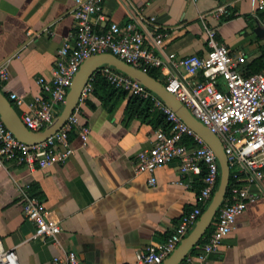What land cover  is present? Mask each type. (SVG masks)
<instances>
[{
    "label": "crops",
    "instance_id": "0c3cea01",
    "mask_svg": "<svg viewBox=\"0 0 264 264\" xmlns=\"http://www.w3.org/2000/svg\"><path fill=\"white\" fill-rule=\"evenodd\" d=\"M221 3L227 12L215 18L211 11ZM74 6L75 0H0V64L8 68L0 88L25 101L18 105L10 99L20 115L42 92L38 76L52 75L59 48L74 41ZM103 10L108 19L94 18L96 29L103 31L111 20L124 25L136 19L149 45L152 25L144 18L155 16L169 32L164 52L205 55L204 26H214L230 54L243 56L241 73L264 68V9H254L250 0H104ZM131 95L116 93L104 104L92 90L79 108L88 141L82 144L73 130L75 151L64 162L33 169L25 163L0 166V249H15L20 264H52L61 252L57 243L32 236L35 226L25 214L21 188L59 220V242L75 251L78 264H132L137 250L164 240L193 208L201 173L182 175L171 161L155 170L156 182L149 184V174L135 170L137 154L151 146L161 127L150 116L128 115ZM206 264H264V194L247 203Z\"/></svg>",
    "mask_w": 264,
    "mask_h": 264
},
{
    "label": "built area",
    "instance_id": "2783aa9c",
    "mask_svg": "<svg viewBox=\"0 0 264 264\" xmlns=\"http://www.w3.org/2000/svg\"><path fill=\"white\" fill-rule=\"evenodd\" d=\"M103 2L75 0L72 10L74 41H65L59 48L52 75L38 76L42 92L27 103V109L20 116L34 131H40L51 123L63 106L80 64L91 54L111 52L145 71L152 67L161 68L166 89L219 136L230 166L228 190L218 208L212 230L206 240L194 246L195 252H189L184 259L186 264H206L207 256L232 231L247 203L256 200L260 193L264 194V68L248 75L241 73L239 63L243 56L235 58L230 54L228 47L219 40L214 26H204L208 47L205 55L164 52L169 32L160 28L155 16L144 18L152 25V45L146 42L136 19L124 25L111 20L106 29L99 31L94 27L93 19H108ZM250 2L254 9H264V0ZM226 12L227 7L222 3L211 11L215 18ZM261 28L264 33V17ZM97 70L115 87L149 100L153 108H159L166 115L167 128H158L151 146L137 154L135 170L147 172L149 184L156 182L155 170L171 161L178 164L182 175L204 172L203 185L196 194L193 208L182 215L173 232L164 240L137 250L132 263L160 264L207 206L220 175L218 159L203 138L156 93L112 66L102 65ZM7 77V63H1L0 84ZM91 79L84 85L76 107L62 127L42 141L26 143L19 140L0 117V166L25 163L33 169L64 162L75 151L70 141V133L75 129L85 145L89 127L79 122V108L93 90ZM8 98L18 105L25 103L15 92H10ZM254 186L256 190L252 189ZM20 196L27 218L35 226L32 236L51 240L61 248V252L53 257L52 264H78L75 251L64 249L59 242V220L50 217L42 201L26 188L20 189ZM0 264H20L15 249H0Z\"/></svg>",
    "mask_w": 264,
    "mask_h": 264
},
{
    "label": "water",
    "instance_id": "95a60500",
    "mask_svg": "<svg viewBox=\"0 0 264 264\" xmlns=\"http://www.w3.org/2000/svg\"><path fill=\"white\" fill-rule=\"evenodd\" d=\"M102 65L112 66L137 80L156 93L189 127H191L215 152L220 169L219 182L207 206L200 214L193 227L181 239L176 247L160 264H180L191 249L200 241L213 223L228 190L230 166L219 136L200 119L171 91L167 90L162 80L148 71L127 63L111 52L95 53L87 56L79 66L67 91L62 108L53 121L40 131H34L23 122L12 100L0 88V117L6 127L21 141L35 143L62 127L78 103L84 85Z\"/></svg>",
    "mask_w": 264,
    "mask_h": 264
},
{
    "label": "trees",
    "instance_id": "16d2710c",
    "mask_svg": "<svg viewBox=\"0 0 264 264\" xmlns=\"http://www.w3.org/2000/svg\"><path fill=\"white\" fill-rule=\"evenodd\" d=\"M148 72L153 75L154 77L163 80V77L160 73L159 68L157 67H152L148 69ZM92 84H93V92L98 94L104 104H106V97H111L113 94L116 93H127L125 90H122L120 88L115 87L106 77L105 75L97 70L93 76H92ZM112 105L110 106V108ZM126 111L130 117H139L142 119H146L149 116L151 117V121L154 122L156 127H161V128H167L168 126V121L166 120V115L159 111V110H154L152 109V105L149 102V100L142 98L137 95H131L130 101L128 103V106L126 108ZM204 172L201 173L203 176ZM219 179L217 181V184L215 186V189L218 185ZM204 209V207H203ZM210 232V228L207 230L205 235L200 239V242L204 241L206 239L207 234ZM196 248H192L191 252H195Z\"/></svg>",
    "mask_w": 264,
    "mask_h": 264
}]
</instances>
